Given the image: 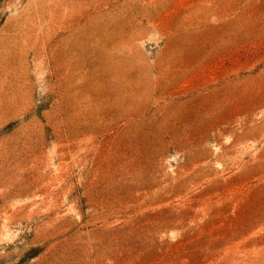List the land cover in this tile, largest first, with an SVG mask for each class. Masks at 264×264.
<instances>
[{"label":"rangeland","instance_id":"obj_1","mask_svg":"<svg viewBox=\"0 0 264 264\" xmlns=\"http://www.w3.org/2000/svg\"><path fill=\"white\" fill-rule=\"evenodd\" d=\"M0 264H264V0H0Z\"/></svg>","mask_w":264,"mask_h":264}]
</instances>
